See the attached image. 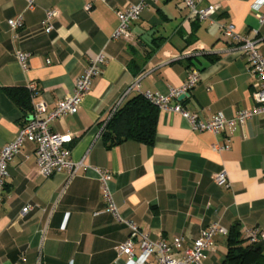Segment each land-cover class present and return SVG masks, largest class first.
Wrapping results in <instances>:
<instances>
[{
    "label": "crops",
    "instance_id": "1",
    "mask_svg": "<svg viewBox=\"0 0 264 264\" xmlns=\"http://www.w3.org/2000/svg\"><path fill=\"white\" fill-rule=\"evenodd\" d=\"M136 2L36 0L28 11L25 0H0V151L32 113L24 119L5 89L36 83L30 104L45 103L46 113L40 115L45 119L73 92L91 59L104 57L78 112L49 124L52 133L70 137L66 147L74 176L60 172L42 178L29 143L8 164L0 264H137L138 246L133 259L117 254L129 229L104 211L95 169L112 174L118 214L151 240L184 237L191 243L212 223L227 231L238 226L244 246L246 229L264 232V116L214 135L193 131L180 115L158 110L152 145L127 141L108 148L101 136L102 124L120 101L119 107L138 93L166 95L183 84L191 68L200 81L189 98L177 100L188 112L203 119L232 118L252 109L258 81L220 26L231 23L240 36L259 39L264 56V25L256 18V12L264 13V0H195L198 8L219 7L213 23L199 22L182 0H156L132 24L129 39H112L116 11ZM49 10L58 13L55 29L44 33L41 22ZM19 15L23 26L14 38L7 22ZM18 52L28 55L26 71L16 60ZM136 78L139 89L123 98ZM214 145L226 149L215 151ZM220 172L226 173L228 188L213 181ZM226 240L227 235L216 236L200 264H224ZM257 246L264 254V241ZM146 264H155L154 259Z\"/></svg>",
    "mask_w": 264,
    "mask_h": 264
},
{
    "label": "built area",
    "instance_id": "2",
    "mask_svg": "<svg viewBox=\"0 0 264 264\" xmlns=\"http://www.w3.org/2000/svg\"><path fill=\"white\" fill-rule=\"evenodd\" d=\"M26 9L32 11L35 8L36 0H25ZM156 0H137L116 11L118 27L112 39H129L131 37L132 24L139 19L141 13L150 7ZM183 5L190 15L197 18L199 22H214V16L219 10L218 6L209 5L205 8H198L195 0H182ZM91 6L85 5L86 12L90 11ZM57 11H46L45 17L41 22V29L44 33H51L55 29ZM259 25H264V13L256 12ZM8 27L16 37V32L23 26V17L19 15L15 19L7 22ZM221 31L227 42L236 45L247 60L250 74L258 81L257 89L252 98L255 106L250 110H242L232 118H226L222 114H215L208 119L200 118L196 113L188 112L177 100L180 97L189 98L191 91L200 81L197 69H188L183 84L179 88H172L166 95L158 93H142L146 100L155 105L159 111L178 114L184 118L190 128L196 132H209L218 135L228 131L232 133L236 127L242 126L256 116H264V56L259 52V39L240 36L235 32V27L231 23H224ZM28 55L18 52L16 60L24 71L27 70ZM104 57L102 54L95 55L83 75L76 81L73 92L66 98L60 100L56 107L47 114L45 119L40 115L46 113L45 103H37L32 106V113L25 125L19 128L13 141L2 147L0 151V205L2 203L5 180L8 177V164L27 144L34 146V156L38 174L48 179L60 172H67L73 177L76 168L71 160V151L66 144L70 142L68 135L55 134L50 131L49 124L56 119L66 115H74L78 112L85 95L88 93L92 81L99 76ZM32 99L37 91V85L30 82L27 85ZM139 89V79L136 78L128 90L124 93L126 97L133 90ZM122 100V99H121ZM123 101V100H122ZM114 108L113 113L119 108L121 102ZM174 102V103H172ZM112 113V115H113ZM215 151H222L226 146L214 145ZM98 175L102 198L105 202L104 211L110 213L121 224L129 229V236L126 241L117 246L118 256L125 255L129 259L134 257L136 246L140 249V256L137 264H146L148 258L152 257L155 264H200L208 250L214 247V238L218 235L226 236L228 231L218 223H212L207 229L203 230L199 238L186 244L184 237H175L171 241L160 238L151 240L148 235L139 231L138 227L129 220H124L117 212L113 201L110 183L112 174L109 171L95 169ZM213 181L221 187L228 188L229 182L225 172L217 173L213 176ZM31 210L28 206L23 209L26 213ZM244 237L247 243L257 244L264 241V232L258 229H246Z\"/></svg>",
    "mask_w": 264,
    "mask_h": 264
},
{
    "label": "trees",
    "instance_id": "3",
    "mask_svg": "<svg viewBox=\"0 0 264 264\" xmlns=\"http://www.w3.org/2000/svg\"><path fill=\"white\" fill-rule=\"evenodd\" d=\"M6 96L23 112L24 119L32 111L30 92L27 88L5 89ZM158 109L142 93L129 98L102 124L101 136L110 148L127 141L152 145L155 137ZM246 241V240H245ZM238 226L227 234V253L224 264H264V254L257 244L243 245Z\"/></svg>",
    "mask_w": 264,
    "mask_h": 264
},
{
    "label": "water",
    "instance_id": "4",
    "mask_svg": "<svg viewBox=\"0 0 264 264\" xmlns=\"http://www.w3.org/2000/svg\"><path fill=\"white\" fill-rule=\"evenodd\" d=\"M184 97H180V99L179 100H182Z\"/></svg>",
    "mask_w": 264,
    "mask_h": 264
}]
</instances>
